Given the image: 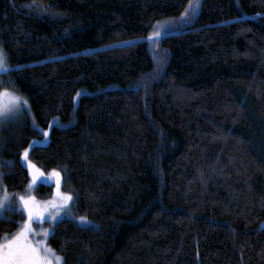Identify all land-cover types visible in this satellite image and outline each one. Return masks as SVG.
Returning a JSON list of instances; mask_svg holds the SVG:
<instances>
[{
  "label": "trees",
  "instance_id": "trees-1",
  "mask_svg": "<svg viewBox=\"0 0 264 264\" xmlns=\"http://www.w3.org/2000/svg\"><path fill=\"white\" fill-rule=\"evenodd\" d=\"M33 2L0 0V87L35 119L4 134L0 158L22 190L19 153L61 122L29 157L97 223L55 224L62 264H264V0H200L183 22L188 0ZM157 21L176 26L149 40Z\"/></svg>",
  "mask_w": 264,
  "mask_h": 264
},
{
  "label": "snow or ice",
  "instance_id": "snow-or-ice-1",
  "mask_svg": "<svg viewBox=\"0 0 264 264\" xmlns=\"http://www.w3.org/2000/svg\"><path fill=\"white\" fill-rule=\"evenodd\" d=\"M200 0H188V6L182 12V21L191 19L195 14ZM29 8H40V5L35 3L27 5ZM42 11H48L47 8ZM53 15H62V13H53ZM175 23L162 25L159 21L156 22L152 32L148 37L149 40L158 38L162 35L159 30L161 27H175ZM8 57L3 48H0V73H7L11 70L8 62ZM19 67V66H17ZM15 84L11 83L10 87H0V123L7 121H16L22 113L30 112L28 100L18 94L15 90ZM79 95V94H78ZM51 123V122H50ZM43 136L47 138L49 131L43 130ZM37 141H32L29 147L23 149L19 153L22 161L25 162L30 176L29 183L26 185V191L38 187V181L45 178V173L37 167L30 159V151L38 146ZM66 171V170H65ZM5 175L0 173V177ZM55 177L56 188L54 189L51 198L39 200L35 195H20L13 196L7 192V187L0 183V221H11V217L6 213H18L26 215V218L19 221H11L19 225L14 233H5L0 238V264H53V259L61 261L62 258L55 255L54 250L48 246L47 239L54 232L55 224L60 222L61 214L71 216L70 209L74 205L76 197L72 191L63 192L61 186L66 183V177L61 176V172L57 169H52L47 178ZM18 201V203H17ZM77 219L80 223H87V217L80 216ZM45 222L51 223L52 228H44ZM39 225V232L33 225ZM40 236V239L33 240L32 237Z\"/></svg>",
  "mask_w": 264,
  "mask_h": 264
},
{
  "label": "rangeland",
  "instance_id": "rangeland-1",
  "mask_svg": "<svg viewBox=\"0 0 264 264\" xmlns=\"http://www.w3.org/2000/svg\"><path fill=\"white\" fill-rule=\"evenodd\" d=\"M146 37H138V38H131V39H128V40H123V41H120V42H116L115 44H130V43H133V42H136V41H139V40H142V39H145ZM155 39V38H154ZM0 48H3L4 49V47H3V45L1 44V42H0ZM4 51H5V49H4ZM5 53H6V51H5ZM6 55H7V53H6ZM7 62H8V60H7ZM5 87H10V86H5ZM16 91V90H15ZM17 92V91H16ZM18 93V92H17ZM19 94V93H18ZM21 95V94H20ZM28 106H29V108H30V105H29V103H28ZM24 116H29V118H30V120L32 121V122H35V119H34V114H33V112H32V110H31V108H30V112H25V113H22V115L16 120V121H7V122H5V123H0V152H1V149H2V144H3V142H2V139H3V137H4V134H6L7 132H11V131H13L15 128H16V126L19 124V122H20V119L21 118H24ZM56 123H58V124H61V122H59L58 121V118H53L52 119V121H51V123H49V125L46 127V128H42V130H44V129H47L48 131H50V129H51V127L53 126V125H55ZM47 140H48V137L47 138H45L44 140H37V142H40V143H45V142H47ZM29 159L34 163V164H36L37 165V167H39L44 173H45V178H42V180L41 181H38V185H40V184H42V183H45V184H48V185H51V192L49 193V194H47L46 196H44V197H42V196H39L38 195V193H37V189H38V187H36V188H34V189H32L30 192L29 191H26V187L25 188H23L22 190H20V191H14V192H10V191H8L7 190V192L8 193H10V194H12L13 196H16L17 194H20V195H35L39 200H45V199H49V198H51V196H52V193H53V191H54V189L56 188V184H55V177H51V178H47V174L51 171V170H49V171H45V170H43L36 162H34L30 157H29ZM24 162V161H23ZM25 163V162H24ZM10 164H11V162L10 161H8L7 159H3V158H0V173H4L5 172V170L10 166ZM26 165V164H25ZM6 167V168H5ZM59 171V170H58ZM61 176H62V173H61ZM63 177V176H62ZM0 183H2L3 185H4V181H3V176L2 177H0ZM29 183V182H28ZM27 183V184H28ZM61 191H63V192H68L67 190H65L64 189V187H63V184H62V186H61ZM0 195H2V191H0ZM17 203H18V201H17ZM70 212H71V216H65V215H63V213L61 214V219L63 218V217H69V218H73V219H75V218H78V217H80V216H83V215H76L74 212H73V207H71V209H70ZM11 213H6V215H10ZM85 217V216H84ZM26 218V215H24V218L23 219H25ZM22 219V220H23ZM76 221H78L77 219H75ZM87 223H80L79 221V223L80 224H82V225H85V226H97V223L95 222V221H93V220H91L90 218H87ZM263 225H264V223H263ZM18 227H19V225H18ZM17 227V228H18ZM33 227H35L36 229H37V231L39 232V230H40V226L39 225H33ZM43 227L44 228H52V226H51V223H48V222H45L44 224H43ZM16 231V230H15ZM14 231V232H15ZM14 232H12V233H14ZM12 233H7V234H9V238H10V236H11V234ZM41 237L40 236H36V237H32V239L33 240H35V239H40ZM48 239H49V237H48ZM47 239V244H48V246L49 247H51L50 245H49V240ZM52 248V247H51ZM53 249V248H52ZM54 250V249H53ZM54 252H55V250H54ZM55 255L56 256H59V257H61L62 258V256L61 255H59L58 253H56L55 252ZM62 262H63V258H62V260L61 261H56L55 259H53V264H62Z\"/></svg>",
  "mask_w": 264,
  "mask_h": 264
}]
</instances>
